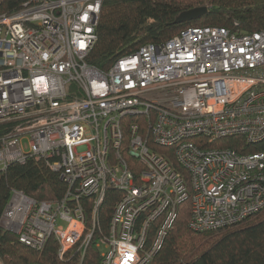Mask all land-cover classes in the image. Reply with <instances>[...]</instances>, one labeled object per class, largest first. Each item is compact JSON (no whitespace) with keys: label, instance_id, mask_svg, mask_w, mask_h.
Wrapping results in <instances>:
<instances>
[{"label":"built area","instance_id":"obj_1","mask_svg":"<svg viewBox=\"0 0 264 264\" xmlns=\"http://www.w3.org/2000/svg\"><path fill=\"white\" fill-rule=\"evenodd\" d=\"M102 4L29 0L0 13V172L43 161L66 185L59 200L13 189L1 224L32 249L55 238L61 261L82 260L116 189L101 264H150L186 201L202 233L264 210V30L189 27L104 72L87 61ZM125 128L138 177L121 151ZM233 137L260 149L214 146Z\"/></svg>","mask_w":264,"mask_h":264},{"label":"trees","instance_id":"obj_2","mask_svg":"<svg viewBox=\"0 0 264 264\" xmlns=\"http://www.w3.org/2000/svg\"><path fill=\"white\" fill-rule=\"evenodd\" d=\"M29 0H1L0 13H13ZM206 7L207 13L197 20L176 24L184 11ZM225 27L231 31L255 32L264 30V0H103L97 26V41L87 61L108 71L122 56L134 53L147 44L163 43L189 27ZM138 118H126L128 124ZM0 126V138L6 131ZM122 154L130 170L138 177L145 167L128 153L127 128ZM241 153L254 152L259 147L248 145L242 137L224 139L214 144ZM169 154L170 150L157 147ZM13 189L21 190L38 200H59L66 193V185L59 173L45 162L33 160L25 164L13 163L0 172V260L4 264H101L100 236L108 233L114 205L121 196L109 189L98 214V228L94 232L84 258L73 252L61 261L57 256L58 243L51 238L45 248L32 249L18 239V235L1 224V217ZM191 204H181L178 218L165 240L160 253L150 264H264V210L237 225L213 232H195L189 227ZM153 227L151 237L154 233Z\"/></svg>","mask_w":264,"mask_h":264},{"label":"water","instance_id":"obj_3","mask_svg":"<svg viewBox=\"0 0 264 264\" xmlns=\"http://www.w3.org/2000/svg\"><path fill=\"white\" fill-rule=\"evenodd\" d=\"M208 9L206 7H197L182 12L175 20L176 24L190 22L199 19L206 14Z\"/></svg>","mask_w":264,"mask_h":264},{"label":"rangeland","instance_id":"obj_4","mask_svg":"<svg viewBox=\"0 0 264 264\" xmlns=\"http://www.w3.org/2000/svg\"><path fill=\"white\" fill-rule=\"evenodd\" d=\"M101 247H102V248H101L100 250H101V252H102V251L105 250V245H104V246L102 245Z\"/></svg>","mask_w":264,"mask_h":264}]
</instances>
